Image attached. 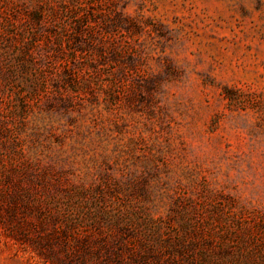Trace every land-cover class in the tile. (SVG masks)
Returning a JSON list of instances; mask_svg holds the SVG:
<instances>
[{
  "label": "rangeland",
  "instance_id": "374dc122",
  "mask_svg": "<svg viewBox=\"0 0 264 264\" xmlns=\"http://www.w3.org/2000/svg\"><path fill=\"white\" fill-rule=\"evenodd\" d=\"M0 76V264H264V0H0Z\"/></svg>",
  "mask_w": 264,
  "mask_h": 264
},
{
  "label": "trees",
  "instance_id": "16d2710c",
  "mask_svg": "<svg viewBox=\"0 0 264 264\" xmlns=\"http://www.w3.org/2000/svg\"><path fill=\"white\" fill-rule=\"evenodd\" d=\"M80 28V27H79ZM81 31V30H80ZM27 55L31 56V57H34V53L37 51L38 49V40L35 38L33 39V41L31 42V45L29 47H27ZM47 50H56L55 47L53 46H50V47H47ZM35 59V58H33ZM75 60V59H74ZM36 64V63H34ZM1 78V76H0ZM8 184L10 185V187L12 188L13 186L15 187V191H14V194H5V195H2L1 198H5V201L6 202H12L14 204V207L10 208V210L14 211L15 209H17L18 205L20 202L24 201V197L23 196L24 194H28V192H23L24 191V185L20 182V183H15V182H12L11 180H8ZM0 198V206L2 204V200ZM20 201V202H19Z\"/></svg>",
  "mask_w": 264,
  "mask_h": 264
}]
</instances>
